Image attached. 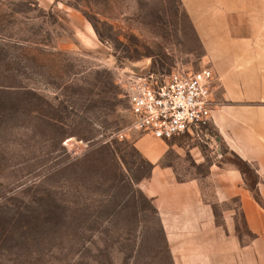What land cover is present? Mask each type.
Here are the masks:
<instances>
[{
    "label": "rangeland",
    "instance_id": "1",
    "mask_svg": "<svg viewBox=\"0 0 264 264\" xmlns=\"http://www.w3.org/2000/svg\"><path fill=\"white\" fill-rule=\"evenodd\" d=\"M207 67L180 0H0V264H175L141 187L153 166L112 137L138 75ZM216 136L167 141L161 165L178 181L234 165L254 185Z\"/></svg>",
    "mask_w": 264,
    "mask_h": 264
},
{
    "label": "crops",
    "instance_id": "2",
    "mask_svg": "<svg viewBox=\"0 0 264 264\" xmlns=\"http://www.w3.org/2000/svg\"><path fill=\"white\" fill-rule=\"evenodd\" d=\"M180 1L215 73L211 124L258 180L249 186L236 166L211 165L206 178L178 181L161 165L169 145L133 133L128 141L153 166L141 187L175 264H264V0ZM215 205L223 207L220 214Z\"/></svg>",
    "mask_w": 264,
    "mask_h": 264
},
{
    "label": "built area",
    "instance_id": "3",
    "mask_svg": "<svg viewBox=\"0 0 264 264\" xmlns=\"http://www.w3.org/2000/svg\"><path fill=\"white\" fill-rule=\"evenodd\" d=\"M215 81L210 67L193 74L138 75L127 94L130 123L112 138L124 140L127 134L136 132L167 142L199 132L212 122L218 106Z\"/></svg>",
    "mask_w": 264,
    "mask_h": 264
},
{
    "label": "trees",
    "instance_id": "4",
    "mask_svg": "<svg viewBox=\"0 0 264 264\" xmlns=\"http://www.w3.org/2000/svg\"><path fill=\"white\" fill-rule=\"evenodd\" d=\"M217 137V139L219 138L220 139V137H219V135L218 136H216ZM241 163H243V164H248V163H246L245 161H243L242 159H240L237 155H235V154H233Z\"/></svg>",
    "mask_w": 264,
    "mask_h": 264
}]
</instances>
